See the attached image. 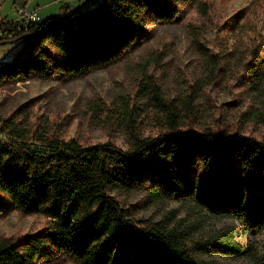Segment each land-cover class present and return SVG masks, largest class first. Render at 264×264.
<instances>
[{"label":"trees","instance_id":"obj_1","mask_svg":"<svg viewBox=\"0 0 264 264\" xmlns=\"http://www.w3.org/2000/svg\"><path fill=\"white\" fill-rule=\"evenodd\" d=\"M183 6L209 10L203 0H102L91 8L63 4L60 14L0 42H23L10 61H0V86L31 79L71 82L109 69L147 35L148 18L177 23ZM197 48L213 69L223 64L202 42ZM260 64L255 61L249 70L258 81L264 80ZM151 91L168 130L142 137L131 126V151L112 144L86 147L75 139L33 148L13 123L0 125V218L1 194L21 213L50 218L44 234L0 238V264H38L52 252L75 264H204L175 229L130 219L111 194L119 190L152 189L168 197L192 191L221 216L264 230V141L181 131L178 124L183 109L193 110V95L182 105L162 97L156 84ZM225 246L198 243L209 252Z\"/></svg>","mask_w":264,"mask_h":264},{"label":"rangeland","instance_id":"obj_2","mask_svg":"<svg viewBox=\"0 0 264 264\" xmlns=\"http://www.w3.org/2000/svg\"><path fill=\"white\" fill-rule=\"evenodd\" d=\"M101 1L84 0L80 5L91 8ZM203 1L209 4L207 12L183 6L177 23L148 18L147 35L109 69L71 82L31 79L1 85L0 125L13 123L33 148L55 139H75L86 147L112 144L131 151V126L142 137L156 138L168 130L166 117L153 101L151 85L156 84L162 97L182 105L193 95V110L183 109L179 130H211L264 141V80L253 78L249 71L259 61L264 73V0ZM24 4L38 9L45 20L60 14L64 3L0 0V23L17 20V7ZM197 42L224 59L220 68H212ZM10 44H0V50ZM1 57L2 53L3 61ZM145 169L152 175L151 165ZM111 194L138 225L175 229L204 264H264V230L252 231L221 216L192 191L174 197L152 189ZM1 196L5 207L0 238L24 240L48 232L50 218L21 213L7 195ZM206 242L226 246L211 252L198 248V243ZM38 264L75 263L52 252Z\"/></svg>","mask_w":264,"mask_h":264},{"label":"built area","instance_id":"obj_3","mask_svg":"<svg viewBox=\"0 0 264 264\" xmlns=\"http://www.w3.org/2000/svg\"><path fill=\"white\" fill-rule=\"evenodd\" d=\"M64 4L80 5L84 0H58ZM78 3V4H76ZM18 19L15 21L4 20L0 23V42L5 41L11 35L18 34L22 29H27L31 24L42 22L44 19L41 17L38 9H28L27 6L20 5L17 7ZM0 138H4L0 134Z\"/></svg>","mask_w":264,"mask_h":264},{"label":"crops","instance_id":"obj_4","mask_svg":"<svg viewBox=\"0 0 264 264\" xmlns=\"http://www.w3.org/2000/svg\"><path fill=\"white\" fill-rule=\"evenodd\" d=\"M12 45H14V46H12ZM7 46H9V48L5 47L4 49L2 48L0 50V53H2V57L1 58H3L2 59L3 61H10L12 59V57L17 53V51L23 46V42L20 41L18 43L10 44V45H7ZM10 46H12V47L10 48ZM8 50L10 52H12V53L14 52V54H12V56H11V54H6V53H9V52H7ZM9 56H11V58H8Z\"/></svg>","mask_w":264,"mask_h":264}]
</instances>
